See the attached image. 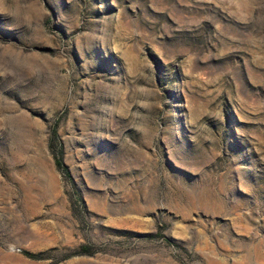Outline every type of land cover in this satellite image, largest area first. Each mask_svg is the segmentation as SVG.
Returning <instances> with one entry per match:
<instances>
[{
	"label": "rangeland",
	"instance_id": "1",
	"mask_svg": "<svg viewBox=\"0 0 264 264\" xmlns=\"http://www.w3.org/2000/svg\"><path fill=\"white\" fill-rule=\"evenodd\" d=\"M0 264H264V0H0Z\"/></svg>",
	"mask_w": 264,
	"mask_h": 264
},
{
	"label": "trees",
	"instance_id": "2",
	"mask_svg": "<svg viewBox=\"0 0 264 264\" xmlns=\"http://www.w3.org/2000/svg\"><path fill=\"white\" fill-rule=\"evenodd\" d=\"M56 165L58 166V168H61V169L64 168V165L59 158H56ZM83 250H84V253L86 254L92 253V250L89 247H84Z\"/></svg>",
	"mask_w": 264,
	"mask_h": 264
}]
</instances>
